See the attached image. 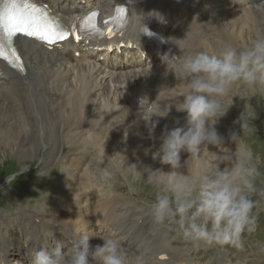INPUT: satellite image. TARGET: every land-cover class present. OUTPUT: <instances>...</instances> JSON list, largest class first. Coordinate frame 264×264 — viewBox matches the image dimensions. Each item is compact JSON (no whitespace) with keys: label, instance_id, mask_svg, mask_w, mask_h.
Wrapping results in <instances>:
<instances>
[{"label":"bare ground","instance_id":"1","mask_svg":"<svg viewBox=\"0 0 264 264\" xmlns=\"http://www.w3.org/2000/svg\"><path fill=\"white\" fill-rule=\"evenodd\" d=\"M39 1L48 4L68 27L77 16L92 8H99L101 18L114 15L116 8H120L126 16L125 30L118 37L88 48L70 41L47 48L33 39L19 38L16 47L24 62L23 74L0 60V137L17 139L20 146H10L14 156L20 160L29 159L40 146L57 147L60 141L67 139L66 144L68 142L71 143L69 146L82 149L73 166L78 167L82 163L86 165L85 168L93 160L98 165L103 158L115 161L116 152H124L128 159L126 164L131 162L137 164L138 168L150 166L152 169L157 165L162 170H169L168 165H162L158 158H152V153L159 146V140L155 138L165 128L182 125L185 113L173 107L167 117L153 116L152 119L157 123L154 138L150 139L146 123L137 108L140 96L147 95L149 100H154L160 88V95L163 96L170 91L167 87L177 83L171 73L167 76L163 74L160 56L165 52L179 55V50L167 43L154 55L155 46L146 40L150 38L146 30L154 31L165 39L170 36L183 38L187 33L197 48L216 52L227 45H239L238 39L243 38L244 26L254 30V10L264 12V0ZM151 10L161 13L164 22L149 16ZM141 13L143 29L139 36L134 23L138 19L137 14ZM121 42L125 43L122 51H109V44ZM245 43L242 42L243 46H248ZM98 45L105 46L102 52H95ZM76 51L78 56H75ZM101 56L105 59L100 60ZM149 63L151 70L146 74ZM106 101H110L113 109H119L105 114L103 123H100L97 109L99 103L103 105ZM112 117L123 119L111 128L109 120ZM231 117L228 109L217 124L230 122ZM115 138L119 143L118 149ZM202 154L204 156L200 160L205 159L203 150ZM207 155L210 159L213 154ZM187 157V153H181L182 164ZM120 158L126 160L125 157ZM199 165L194 159L189 160L188 168L192 172L198 171ZM220 166L224 167V164ZM68 180H71L70 183ZM91 182L93 188L79 172L65 180L67 191L73 190L76 196L73 203L69 202L68 208H57L46 216L38 215L31 209L24 217L18 215L14 223L0 216V264H30L33 249L46 247L51 250L57 241L68 246L70 239L84 234L97 236L89 241L93 246L103 243L100 236L119 237L129 264H136L138 256L144 258L145 264H193L187 258V252L178 255L175 243L172 247L169 241L159 237L151 214L132 209L119 194L101 193L99 197L95 190L101 188ZM88 189L92 190L93 195L86 198L84 193ZM85 203L93 208L91 213L88 211V218L81 210V206H86ZM97 204L99 208H96ZM116 206L123 211L116 212ZM16 243L27 245L24 256L29 259L10 257L14 253L13 244ZM244 262L261 264L262 261L258 256L246 258ZM206 264L221 263L208 260ZM229 264L242 263L229 259Z\"/></svg>","mask_w":264,"mask_h":264},{"label":"clouds","instance_id":"2","mask_svg":"<svg viewBox=\"0 0 264 264\" xmlns=\"http://www.w3.org/2000/svg\"><path fill=\"white\" fill-rule=\"evenodd\" d=\"M148 15L164 22L163 15L156 10H151ZM137 16L134 28L140 36L143 13ZM161 41L171 43L179 50V55L165 52L160 56L163 74L171 73L177 83L167 87L170 91L163 96L160 88L154 100H149L147 95L140 96L137 112L146 123L150 139L154 138L157 123L153 116L167 117L174 107L185 113L184 123L165 128L155 138L159 140V146L152 158L168 165V171L150 166L138 168L137 164H130L128 171L134 181L145 179L157 188L150 209L153 223L173 225L176 234L196 248L201 245L240 248L243 234L254 230V209L260 200H264V188L256 186L257 158L239 143L241 135L235 131L229 133V142L237 146L231 151L215 126L231 105L225 106L222 98L233 87L244 84L253 90L259 87L264 91V33L257 34L246 47L238 49L227 45L216 52L197 48L187 33L183 38L170 36ZM149 65L146 74L151 70ZM117 109L111 107L110 101L103 105L99 103L98 119L102 123L105 114ZM255 116L242 111L234 123L239 124L244 134L249 128L248 121ZM113 117L109 120L111 128L124 118ZM208 145L217 151H209ZM202 150L204 160H200ZM181 153L188 154L183 164ZM209 153L213 154L210 159ZM193 159L200 161L199 170L190 173L188 163ZM182 168L186 171H181ZM129 190L135 191L131 185ZM253 196L259 199L254 200ZM92 237L97 236L78 235L69 240L68 246L57 241L51 250L46 247L33 249L30 264H129L119 237L100 236L103 243L95 246L89 242ZM136 264H145L144 258L138 256Z\"/></svg>","mask_w":264,"mask_h":264},{"label":"rangeland","instance_id":"3","mask_svg":"<svg viewBox=\"0 0 264 264\" xmlns=\"http://www.w3.org/2000/svg\"><path fill=\"white\" fill-rule=\"evenodd\" d=\"M263 13L260 9L254 10L256 15H254V30L244 26L242 31L243 38L238 39L237 44L239 45L234 47L243 48V41L249 45L257 34L264 33ZM222 102L225 106L231 104L229 113L232 117L230 122L217 124L216 130L225 138L227 147L231 151H235L237 146L234 142H229V133L235 131L241 135L238 137L239 143L249 148L254 158H257L256 167L259 171V176L255 181L256 186L258 189L264 188V91L260 90L259 87L253 90L247 85L238 84L229 91L228 95L222 98ZM242 111L256 115L253 120L248 121L249 128L245 130L244 134L239 124L234 123ZM5 138L0 137V216L7 222L11 221L14 223L18 215L24 217L31 209L38 215L46 216L57 208L70 207L69 202L73 203L76 200V196L73 190L67 191L64 182L69 177H74L77 172L82 174L84 180L92 188L91 180L101 188V190H95L99 197H101V193L119 194L132 209L143 211L144 213L146 211L151 214L149 211L155 201L157 188L155 185L147 183L145 179L135 181L132 179L131 173L128 171L132 163L126 164L128 162L126 153L118 154L116 152L115 161L103 158L104 160L101 161L100 165L93 160L90 165H87V168L82 163L78 167H74L73 164L76 163V157L82 152V149L76 146L74 148L69 146L71 143H65L67 139L60 141L57 147L40 146L36 152L30 155L29 159L20 160L14 156V150L10 147L20 146L17 144V139L10 140ZM12 141L16 143L14 144ZM114 143L116 144V149H118L119 143L116 138ZM61 148H63L62 152ZM208 149L209 151H217L212 145H208ZM56 150L57 152L55 153ZM96 154L99 153L96 152ZM119 156L125 157L126 160H122ZM203 156L201 152L200 159H203ZM195 162L200 163L199 160H195ZM153 169H160V167L156 165V168ZM188 170L192 172L189 168ZM70 181L68 180V183ZM130 185L135 191L129 190ZM122 186L124 188H121ZM56 193L59 196H54ZM76 194H78L77 191ZM84 195L89 198L93 195V192L88 189ZM63 197H65V200H63ZM252 198L254 200L259 199L257 196ZM254 213V230L251 233L245 232L243 234L240 248L230 245H201L196 248L191 242L181 239L176 234L173 225L165 222L160 225L153 223V226L157 229L161 239L169 241V245L172 247L174 243L176 244L174 247L178 251V255L187 252V258L193 264H206L208 260L221 264L227 262L229 264V259L244 264L246 258L253 259L258 256H260L262 261L261 264H264V200H260L257 208L254 209ZM173 240L174 242L171 244ZM22 244H13L12 251L14 253H11L10 257L21 256L24 259H29L28 256L21 255L23 253ZM202 256H205V258L202 259Z\"/></svg>","mask_w":264,"mask_h":264},{"label":"snow or ice","instance_id":"4","mask_svg":"<svg viewBox=\"0 0 264 264\" xmlns=\"http://www.w3.org/2000/svg\"><path fill=\"white\" fill-rule=\"evenodd\" d=\"M116 18L119 19L121 9L116 8ZM98 13L91 11L77 18L73 24L72 34L77 29L85 35L91 34L104 37L112 34L108 29L109 19L97 23ZM69 36V30L58 19L51 16L48 9L31 3V0H6L5 7L0 9V60L5 61L20 74L25 71L20 55L14 47V41L26 37L41 42L46 47H55Z\"/></svg>","mask_w":264,"mask_h":264}]
</instances>
